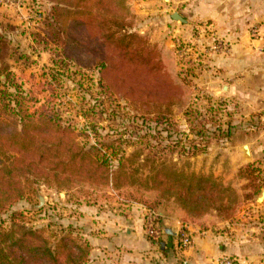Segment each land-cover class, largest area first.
I'll list each match as a JSON object with an SVG mask.
<instances>
[{"label":"rangeland","instance_id":"obj_1","mask_svg":"<svg viewBox=\"0 0 264 264\" xmlns=\"http://www.w3.org/2000/svg\"><path fill=\"white\" fill-rule=\"evenodd\" d=\"M127 4L138 17L139 33L171 53L175 73L190 88L186 109L174 108L171 125L143 123L138 107L103 95L99 72L87 59H80L82 65L61 63L63 53L51 25L53 4L48 0H0V34L6 46L2 62L27 96L49 101L65 122L82 132L79 141L87 148L120 138L138 146L149 144L163 150L162 156L180 169L213 176L228 186L239 205L228 197V209L213 210L195 224L183 223L184 214L158 210L163 214L161 229L167 226L178 233L185 224L196 229L189 230L193 242L196 237L214 241L210 250L192 254L178 245L177 237L172 248L167 235L158 241L149 238V210L141 205H127L113 196L87 203L74 192H58L40 182L0 214V224L9 226L12 213L22 212L30 227L53 232L72 225L92 245L90 264H220L229 257L235 264H264V198L257 201L264 190V0ZM175 13L186 22L174 20ZM174 144H179L176 151L165 149ZM243 146H249L251 158L245 157ZM136 149L128 148L127 154ZM247 166L256 169L252 179L240 174ZM136 226L140 239L135 246L126 232H136Z\"/></svg>","mask_w":264,"mask_h":264},{"label":"trees","instance_id":"obj_2","mask_svg":"<svg viewBox=\"0 0 264 264\" xmlns=\"http://www.w3.org/2000/svg\"><path fill=\"white\" fill-rule=\"evenodd\" d=\"M48 1L53 4L51 25L63 53L61 63L82 65L80 59H87L99 72L103 95L138 107L143 123L171 125L174 108L186 109L189 86L175 73L171 53L139 33L128 0ZM4 41L0 34V214L25 199L39 182L58 192H74L87 203L113 196L149 211L184 214L183 223L195 224L213 210L228 209V197L239 205L228 186L213 176L180 169L149 144L138 146L122 138L89 148L81 144L82 132L65 122L49 101L25 94L2 62ZM178 145L165 149L174 152ZM143 153L147 155L141 160ZM255 172L252 166L240 170L247 179ZM92 249L72 225L53 232L30 227L22 212L12 213L9 226L0 224V264H90Z\"/></svg>","mask_w":264,"mask_h":264},{"label":"built area","instance_id":"obj_3","mask_svg":"<svg viewBox=\"0 0 264 264\" xmlns=\"http://www.w3.org/2000/svg\"><path fill=\"white\" fill-rule=\"evenodd\" d=\"M159 214L157 212L149 211L146 216V222H145V228L146 233L149 238H151L154 241H158L163 236V229L159 227ZM189 226L182 224L181 227L178 229V245L183 248L187 249L192 246L193 239L189 232ZM220 264H235V260H232L229 258H223L220 261Z\"/></svg>","mask_w":264,"mask_h":264},{"label":"crops","instance_id":"obj_4","mask_svg":"<svg viewBox=\"0 0 264 264\" xmlns=\"http://www.w3.org/2000/svg\"><path fill=\"white\" fill-rule=\"evenodd\" d=\"M145 211V209H144ZM174 227H176V229L179 227L178 221L174 222ZM137 231L134 232L135 230H131L130 232H126V234H128L129 237V244H133L136 246L135 243H138L140 237H139V233H140V227L136 226L135 228ZM189 229L195 231L196 229H194L193 227H190ZM120 231V230H119ZM117 231V235L119 236V238L122 240L123 239V235H121L122 233ZM121 236V237H120ZM195 241L192 243V246L189 248V253H195L197 250H205L208 249L210 250L211 246L209 247V245L213 244V240L211 238H200V237H196L194 239ZM108 242V241H107ZM188 253V252H187Z\"/></svg>","mask_w":264,"mask_h":264},{"label":"water","instance_id":"obj_5","mask_svg":"<svg viewBox=\"0 0 264 264\" xmlns=\"http://www.w3.org/2000/svg\"><path fill=\"white\" fill-rule=\"evenodd\" d=\"M172 18L174 20H176V21H180L181 23H185L186 22V20L181 15H179L177 13L173 14ZM243 152H245L244 155H245L246 158H251V153L252 152H250L249 146H243ZM263 198H264V190L261 191V195L257 198V201L261 202L263 200ZM158 214L160 216L163 215L160 212H158ZM162 229H163L162 230L163 231V235H167L168 236V247L172 248L173 245H174L173 241L178 235L176 230L172 229V228H169L167 226H164Z\"/></svg>","mask_w":264,"mask_h":264}]
</instances>
